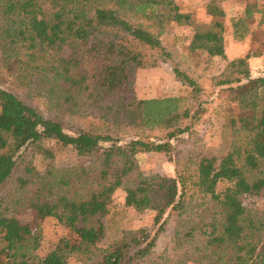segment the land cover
<instances>
[{
  "label": "trees",
  "instance_id": "1",
  "mask_svg": "<svg viewBox=\"0 0 264 264\" xmlns=\"http://www.w3.org/2000/svg\"><path fill=\"white\" fill-rule=\"evenodd\" d=\"M223 1L210 0V21L197 22L174 0H0V264H67L70 254L79 264H264V209L243 203L264 198V74L248 62L257 53L210 76L239 110L211 150L194 131L203 88L161 39L187 25L189 51L225 58ZM159 62L184 94L137 97L136 71ZM50 141L76 161L57 166ZM38 151L50 159L42 171ZM139 152L163 153L174 174L145 175ZM117 190L152 224L102 245L92 220ZM47 218L76 239L40 256ZM170 221L172 255L156 249Z\"/></svg>",
  "mask_w": 264,
  "mask_h": 264
},
{
  "label": "rangeland",
  "instance_id": "2",
  "mask_svg": "<svg viewBox=\"0 0 264 264\" xmlns=\"http://www.w3.org/2000/svg\"><path fill=\"white\" fill-rule=\"evenodd\" d=\"M174 1L182 10L190 12L197 22L210 21V16L206 13V5L210 0ZM222 6L225 11L223 23L225 22L228 26L225 58L209 56L206 52L198 50L189 51L188 45L193 29L187 25L173 24L161 37L163 43L174 52L179 67L195 77L199 82V86L203 88L200 95L201 100H204L203 110L198 113L194 131L197 137L211 150L222 147L224 122L229 117L236 115L239 110L236 104L228 99L225 90L212 85L210 76L220 73L226 62L235 53H240V56H242L247 51L250 53L264 52V29L260 25L264 19L259 21L261 16H264V13L260 12L261 10L264 11V0H224ZM236 18H244V23L250 29L239 43L244 45L245 48L248 46L244 50L239 47V44L237 47L233 46L235 34L232 30ZM258 21L260 24H258ZM250 66L253 76L264 74V68L261 69L254 62ZM2 86H5V84L0 85V87ZM135 92L139 98L181 96L184 94V85L175 76L169 63L159 62L154 67L136 71ZM260 92L264 95V88ZM196 106L197 104H194L191 110L193 111ZM46 146L53 148V160L57 166L70 165L76 161L73 152L60 147L56 148L53 141L47 142ZM136 157L139 167L145 175L157 173L171 177L174 174L173 164L163 153L139 152ZM33 159L40 171L44 169L45 163L50 160L41 151H38ZM243 203L246 207L264 209V198L261 196L245 195ZM92 223L102 225L104 235L100 244L108 245L118 241L123 230L150 226L152 224V214L136 213L132 207L125 203L122 191L117 190L108 200L106 212L95 216ZM173 226L174 222L170 221L156 242V249L159 251L165 249L169 255L173 254L174 247ZM62 237L69 238L72 241L76 239L75 234L63 224L53 218H47L41 224L39 245L35 250V254L44 256L55 247ZM67 264H79L74 254L67 256ZM142 264L149 263L143 262Z\"/></svg>",
  "mask_w": 264,
  "mask_h": 264
},
{
  "label": "crops",
  "instance_id": "3",
  "mask_svg": "<svg viewBox=\"0 0 264 264\" xmlns=\"http://www.w3.org/2000/svg\"><path fill=\"white\" fill-rule=\"evenodd\" d=\"M257 12V11H256ZM264 17V16H263ZM261 27L264 29V20L263 22L260 24ZM233 27L234 29L232 30L233 33L235 34V37L233 39V46L237 47V45L239 43H241L242 41V38L245 36L246 33H248L247 31H250V29L248 28V26L244 23V18H236L234 19V22H233ZM227 30H228V26L227 24L224 22V31H223V37H224V47H225V55H226V51H227ZM236 32H239L237 35ZM242 34V35H240ZM245 42H248V41H245ZM243 50L245 48L244 45L242 44H239ZM248 46H246L245 49H247ZM249 52V51H247ZM245 52V53H247ZM240 56V53H235L233 56H231V58L229 59H232V58H235V57H238ZM248 62H249V65H251L253 62L255 64H257L261 69L264 68V52L262 53H257L255 55H251L248 59ZM251 68V66H250ZM252 72V71H251Z\"/></svg>",
  "mask_w": 264,
  "mask_h": 264
}]
</instances>
